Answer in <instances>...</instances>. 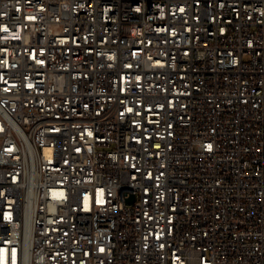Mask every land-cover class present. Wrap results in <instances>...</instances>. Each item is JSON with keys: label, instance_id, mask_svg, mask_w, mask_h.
I'll return each mask as SVG.
<instances>
[{"label": "built area", "instance_id": "built-area-1", "mask_svg": "<svg viewBox=\"0 0 264 264\" xmlns=\"http://www.w3.org/2000/svg\"><path fill=\"white\" fill-rule=\"evenodd\" d=\"M138 9L0 0V264H264V0Z\"/></svg>", "mask_w": 264, "mask_h": 264}, {"label": "bare ground", "instance_id": "bare-ground-1", "mask_svg": "<svg viewBox=\"0 0 264 264\" xmlns=\"http://www.w3.org/2000/svg\"><path fill=\"white\" fill-rule=\"evenodd\" d=\"M140 7L138 16H145V11H151V0H140ZM149 25H159V18H149Z\"/></svg>", "mask_w": 264, "mask_h": 264}, {"label": "snow or ice", "instance_id": "snow-or-ice-1", "mask_svg": "<svg viewBox=\"0 0 264 264\" xmlns=\"http://www.w3.org/2000/svg\"><path fill=\"white\" fill-rule=\"evenodd\" d=\"M211 146H209V148H210ZM101 251H102V249H101ZM13 257H14V253H13Z\"/></svg>", "mask_w": 264, "mask_h": 264}]
</instances>
